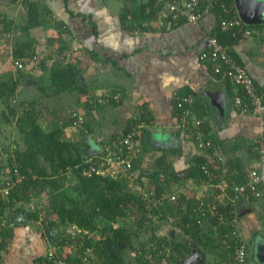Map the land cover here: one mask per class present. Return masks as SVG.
<instances>
[{"label":"crops","instance_id":"0c3cea01","mask_svg":"<svg viewBox=\"0 0 264 264\" xmlns=\"http://www.w3.org/2000/svg\"><path fill=\"white\" fill-rule=\"evenodd\" d=\"M30 1L38 2L44 20L42 24L29 30L18 31L17 36L22 34L19 45L26 43L31 46L30 48L34 50L32 56L38 55L37 60H45V64L33 66L32 62L27 61L23 70H17L10 61L14 47L12 38L9 39L11 43L7 46V39L4 40L0 36L3 42H6L5 45L0 43V88L8 92V85L11 82L15 83V90L9 96L2 97L1 95L6 92H1L0 109L5 104L6 107L10 106L9 97L12 96L11 100L15 101L14 93L18 94L16 96L18 104L10 106L16 111L15 118L11 121L5 120L8 110L7 112L0 110V137L9 141L6 144L10 146L8 150H12L11 145L18 142L24 145L21 128L15 123L18 115L31 110L37 123L47 129L51 120L60 122L64 118L67 114L65 110L68 111L73 106L83 109L95 94H108L107 99H110V94H115L112 88H119L120 95L116 96V93L115 97H118V101L121 99L119 101L121 103L116 108L108 104L103 107L101 111L106 113L105 118L115 115L122 120L134 115L139 109H147L151 125L144 135V141L147 145L161 147V151L158 149L156 155H161L164 160L162 164H166L169 171L177 176L176 183L180 186L178 190L182 198L201 194L205 188L195 186L185 176L187 173L185 169L193 163L194 157L200 155L192 140L189 138L186 140L184 134L177 129L178 111L175 107V94L191 95L195 109L198 108L202 112L201 116L206 121L209 133L223 144L215 148L228 167L241 164L248 170L253 166L256 158L252 148L258 137L264 138V113L242 114L234 108L232 98L237 95L235 92L241 87L215 74L211 64L199 57V52L205 47L206 37L217 25L212 13L206 14L195 24L183 22L176 26L161 28L158 27L155 19H150L152 27L149 29L141 30L133 26V30H130L129 20L123 21L126 10L136 9L145 2L138 0ZM233 3L232 0L231 4ZM23 5V2L18 0H0V19L5 18L4 21L14 24H18L20 19L25 21L27 5ZM57 21L62 22L67 31L59 33L55 26ZM0 25H3L5 31L13 30V28L8 30L1 20ZM254 29L256 32L250 38L233 43L231 50L252 76L257 90L264 98V19L255 25ZM63 50L70 52L71 57L62 56ZM25 59L28 58L23 60ZM67 62L75 65L77 81L80 87H84V91L61 93L57 90L51 91L52 77L58 67L56 63L67 64ZM22 73L24 76H31L34 80H28L26 83L35 84L36 81L34 88L37 87L38 93L33 90L34 93L30 96L27 94L29 91L21 89L25 88V82L20 87L16 78ZM45 74L50 75L49 83L41 85L38 79ZM41 86L46 88L45 92L41 91ZM241 93L242 89L239 94ZM96 122L98 126L101 125L100 122ZM7 125H13L11 133H5ZM115 127L116 125L112 123L100 130H93L90 133L87 131L83 141L91 140V145L94 147L96 143L92 140L98 142ZM71 131L70 127L65 129V138L79 137ZM20 134L21 140L18 139ZM6 145L0 142V154L5 150ZM90 150H95V147ZM152 165L153 168L157 167L153 160ZM2 170L0 164V176ZM66 180H71L69 182L71 185L76 181L69 172ZM145 181L147 182L146 179ZM248 202L250 201L243 199L238 203L240 205L237 204L238 208ZM258 202L264 203V199H259ZM22 206L20 211L30 215L25 205ZM250 210L239 208V231L250 244L248 264H264V225L260 227L259 224L263 221H258ZM181 220L184 223V220ZM167 226L164 231L170 233L174 239L182 241L186 248L184 253L189 255L191 246L187 241L190 240L183 234L178 224L172 221ZM32 227L34 226L31 221L8 225L7 229H9L5 230L3 237L5 240L0 244V264H31L37 254L44 252L61 235V230L56 227L58 230L49 243L44 234ZM260 228H262V239L258 238ZM255 245L258 247L256 255ZM129 251L128 249L123 251L124 260L127 264H135L134 259L131 262L132 256ZM217 254L220 258V252ZM204 257L205 264L219 262L216 254L204 252Z\"/></svg>","mask_w":264,"mask_h":264},{"label":"trees","instance_id":"16d2710c","mask_svg":"<svg viewBox=\"0 0 264 264\" xmlns=\"http://www.w3.org/2000/svg\"><path fill=\"white\" fill-rule=\"evenodd\" d=\"M231 3L232 0H215L213 2V7L206 14L212 13L216 18L217 25L214 31L208 35L215 36L219 44L228 46L230 56L241 64L236 58V54L231 50V46L238 40H242V37L233 36L231 31H222L220 28V19L231 17L235 10L234 6L231 7ZM23 4L27 5V12L24 23L19 25L20 30H29L42 24L44 19L38 2L27 0L23 1ZM147 7H149L148 11L146 10ZM199 8H202V2H200ZM156 13L152 2L148 1L136 9L126 10L123 21L129 20L130 30H133V26H136L137 29L147 30L152 27L150 19H156ZM0 20L7 29L17 27L13 22L4 21L5 18ZM183 21L182 19L171 26H176ZM55 26L59 33L64 32V30L67 31L62 22L57 21ZM19 41L20 39L13 41V57L18 59L31 58L34 50L26 43L19 45ZM60 51L61 49H59ZM35 62L32 64H45V60L41 59H38L37 63ZM56 65L58 66L57 71H55L52 80L58 93L84 91V87H80L77 81L75 65L69 62L67 64L56 63ZM40 88L42 92L46 91L44 86ZM112 89L115 94L117 93L116 96L120 95L118 93L119 88ZM14 90L15 83L11 82L8 85V92L0 88V94L4 91L6 93L1 96H9ZM240 90L235 94L238 95ZM115 94L111 93L110 99H107L108 94L93 95L86 107L79 109L77 106H73L60 122L51 120L47 129L37 123L38 121L34 118L31 110L17 116L15 123L21 128L24 145L19 146L17 144L14 146L11 154L9 153L6 158V162L3 163V171L5 172L3 175L8 174L13 185L10 187L9 195L6 198L0 197V215L4 214L5 210H9L8 217L10 218L13 212L15 213L23 207L22 203L30 198L29 194L37 198L47 196L50 202L49 208L58 217V221L54 224L57 227L62 225L64 227L73 226L74 231L76 228L81 230L75 236L72 235L73 232L68 230L60 233L63 240L68 244L76 243L78 245H75L76 248L67 257L70 264L83 263L82 250L85 248L91 249L92 253L89 257H92L97 264H127L123 257V251L126 249L132 251L135 264H151L152 260H158L165 255L166 247L172 251L171 264H178L179 259L186 255L184 253L186 251L185 245L182 241L174 239L170 233L159 232L163 229L161 223H165L161 221L167 220V223H170L172 222L170 220H174L173 217L177 215L176 221L173 223L178 224L183 234L191 242L200 246V249L205 253L216 254L219 262L228 259L235 240V236L233 237L231 232L234 227L230 224L231 215H233L230 212L232 205L229 201H224L222 204V197L218 196L217 189L212 191L207 189L208 187L206 188L207 176L200 168L203 160L199 156L194 157L193 163L185 169L187 171L185 176L195 186L205 188L203 193L183 197L182 206L173 204L167 197L163 198L158 205H147L143 200L145 192L159 197L180 188L176 183L177 176L169 171L166 164H162L164 162L162 156L156 155V151H161V147L158 148L152 144L147 145L144 141V135L151 125L147 109H139L134 115H130L126 119L122 118V120L115 115L108 116L109 122L115 124L116 127L98 142L92 140L93 143H96L95 150H90L94 148L91 145V140L90 142L89 140L83 141V136L87 134V131L90 133L93 130H100L102 129L101 126L104 125L98 126L97 123L94 125L98 121L96 112L101 111L107 104L116 108L121 103L119 102L121 99L118 101ZM191 103V110L195 117L202 119V112L198 108L195 109L193 99ZM75 104L78 103L75 102ZM7 108L8 114L7 116L4 115L5 120L11 121L16 117V111L14 107L7 105ZM104 114L106 113L101 111V116L105 117ZM78 115L83 117L81 123L75 122ZM95 126L97 128L93 129ZM67 127L75 131L80 138H65ZM199 128L211 138L214 146H223L219 139H215L209 133L206 121ZM135 129L138 130L135 136L131 135V140L137 156L133 159L130 172L126 176L120 172L117 177L108 174L92 173L85 175L83 173V169L87 167V161L107 164L103 152L114 141L115 144L111 147L117 151L118 149L125 150L121 141ZM179 132L184 134L186 140L189 138L193 142L194 128L191 126L188 129L181 128ZM121 153L123 154V151ZM163 158H165L164 155ZM152 160L158 168H153ZM109 167L106 165V168L109 169ZM229 168L233 174L224 176L228 183L226 192L231 190L230 183L232 180L236 183H243L249 178L247 167L241 164L234 166L233 164ZM14 170L22 176L20 181L14 182L16 177ZM67 172L76 180L72 185L69 183L72 179L66 180ZM220 176L216 177L215 182L219 180ZM1 180L0 178V185L3 186ZM131 200L137 203L134 208L138 212L137 215H134L133 210L126 206V202ZM200 202H203L201 210L194 212V208H198ZM209 203L215 206V214L209 213ZM127 218H129L131 225L125 223ZM221 218H225V224ZM181 219L184 220V223ZM186 222H188V226L185 225ZM7 227L8 225L0 232V244L5 240L3 237L5 230L9 229ZM142 233H149L146 240H139V235ZM223 238L227 239L226 244L222 243ZM81 239L82 242H80ZM121 244L123 245L121 246ZM218 252H220V258ZM219 262L217 263L219 264Z\"/></svg>","mask_w":264,"mask_h":264},{"label":"built area","instance_id":"2783aa9c","mask_svg":"<svg viewBox=\"0 0 264 264\" xmlns=\"http://www.w3.org/2000/svg\"><path fill=\"white\" fill-rule=\"evenodd\" d=\"M24 0H18L23 2ZM142 2L151 1L153 7L156 10L157 17L155 19L158 27L171 26L173 23H177L180 20L188 23H197L200 18L206 15V12L213 7L215 0H138ZM202 2V8H199V4ZM233 5H231L232 7ZM149 9V8H148ZM129 18V17H128ZM220 28L222 31H231L232 35H239L244 38H249L252 34V29L238 16L237 11L234 10L231 17L220 19ZM0 36L3 39H11V32L5 31L3 25H0ZM11 36V37H10ZM66 53V54H65ZM62 56L70 58V52L63 50ZM199 57L206 60L211 64L212 70L215 74L220 75L223 78L228 79L233 85L240 86L243 90L242 94L234 96L235 108L242 114H262L264 112V102L262 97L256 92L254 82L247 70L233 59L228 51V46H224L217 42L215 36L208 35L205 40V47L199 52ZM38 55H33L28 59H18L10 56V61L13 67L17 70H23L27 61H37ZM176 106L179 108L177 127L188 129L189 126L195 129V136L193 145L196 151L199 153V157L203 160L200 168L207 176L206 187L214 191L218 190V196L222 197V204L224 201H229L232 205L233 213L231 215L230 224L234 227L231 232L235 240L233 241L232 250L229 253V258L222 260L219 264H248L250 246L244 236L239 231L238 224V212L236 209L237 204L243 199L259 200L264 198V138L258 137L256 144L252 148L255 153V162L249 169V178L243 183H236L231 181V190L226 192L228 183L225 181L224 176L232 175L233 171L227 166L222 155L216 150L211 138L206 136L203 131L200 130V126L203 123V119L195 117L191 107L189 106L192 98L190 95L175 94ZM187 105V106H186ZM83 117L78 115L75 120L76 123H81ZM143 125V124H142ZM141 127V126H139ZM138 130V129H137ZM137 130H133L131 134L124 137L121 141L125 150L111 147L114 146L115 141L107 146L104 150V157L109 167L103 163L97 161H87V167L84 168L85 175L96 174H108L112 177H117V174L123 173L125 176L130 172L132 161L137 156L135 148L132 144L131 135H136ZM123 151V154L121 153ZM2 170L0 178L2 179L3 186L0 185V197L6 198L9 195L10 187L13 185L12 179L8 174ZM16 175L14 182L20 181L21 177L17 171L14 170ZM218 175H221L219 180L215 182ZM28 200L24 204L26 210L32 217V223L34 227L42 232L46 227H57L54 223L58 221V217L55 212L49 208L50 202L47 197L37 198L32 194H29ZM167 197L172 203H176L182 206L183 198L180 196L179 190L171 191L168 194L161 196H152L150 193H144L143 200L147 205L160 204L162 199ZM202 203L198 204V208H194V212L201 210ZM209 213L215 214V206L211 203ZM126 206L132 209L134 215L138 212L134 208L137 203L133 200L126 202ZM184 207V206H183ZM4 214L0 215V232L4 230L6 225H9L12 216L16 213H12V216L8 217V211L5 210ZM225 224V218H221ZM8 223V224H7ZM188 226V222L185 223ZM81 230L76 228V231L72 233L73 236L79 234ZM1 237V235H0ZM82 242V239L80 240ZM227 239H222V243L226 244ZM76 243L68 244L63 237L59 235V238L53 242L44 252L37 254L31 264H70L67 257L72 254V250L76 248ZM78 246V245H77ZM166 247V246H164ZM165 249V248H164ZM82 264H97L91 255V249L85 248L82 250ZM172 251L166 247L165 255L158 260H152L151 264H171L170 256ZM187 255V254H186ZM185 255V256H186ZM205 264V262H204ZM208 264V263H206ZM218 264V263H217Z\"/></svg>","mask_w":264,"mask_h":264},{"label":"rangeland","instance_id":"374dc122","mask_svg":"<svg viewBox=\"0 0 264 264\" xmlns=\"http://www.w3.org/2000/svg\"><path fill=\"white\" fill-rule=\"evenodd\" d=\"M24 23V21H22L21 19L18 21V24H16L15 26H17V27H15V28H13V30H11V33H12V41H14V40H17V39H20V40H22L21 39V37H22V34L21 35H19V36H17V34H18V31H20V28H19V25L20 24H23ZM29 32V31H28ZM14 33V34H13ZM5 40V39H4ZM0 43H2V45H5L6 44V42H3V39L2 38H0ZM9 43H11V41L9 40V39H7V46L9 45ZM33 66H34V64H33ZM25 74H26V72H25ZM22 75H23V73L22 74H20V77H18V78H16L17 79V82L19 83V85H20V87H22V84L25 82V84H24V86H25V88L27 89V87H28V89L26 90L25 88H21V89H24V91H26V92H28L27 94H32V93H34L33 92V90H35V92L36 93H38V89H37V87L36 88H34V86L37 84L36 83V81H35V84L34 83H26V79H24V77H26L27 75H23L24 77H22ZM20 78V79H19ZM19 79V80H18ZM49 80H50V75L49 74H45L43 77H40L39 79H38V81H39V83L41 84V85H43V84H46V83H49ZM17 84V83H16ZM18 86V85H17ZM51 87V91H55L56 89H54V87L55 86H50ZM56 88V87H55ZM48 91V90H47ZM18 94H16V93H14V100L15 101H12L11 99H12V96H10L9 97V100H8V103H9V105L10 106H12L13 104H18V101H17V98H16V96H17ZM20 95V94H19ZM25 95H26V93H25ZM24 94H23V96H25ZM22 96V97H23ZM30 96H32V95H30ZM26 97V96H25ZM89 99V98H88ZM2 110H4V111H6L7 112V110H8V108L6 107V104L5 105H2V108H1ZM0 109V110H1ZM65 112H67L66 110H65ZM61 113H63V112H61ZM1 115V114H0ZM96 117L98 118V122H100L101 123V125H103V126H101V128H104V127H106L108 124H112V123H109V120H108V118L106 119L105 117H103V116H101V111H99V112H96ZM1 118V117H0ZM95 122V121H94ZM97 122H95V124H96ZM4 124V123H3ZM106 125V126H105ZM13 125H7V127H6V132L5 133H11V130L14 128V127H12ZM108 127V126H107ZM99 128V127H98ZM71 132H74L75 134H77L75 131H71ZM2 137H0V139H1ZM80 138V136L79 137H76L75 136V139H79ZM8 139H10V138H8ZM19 140H21L22 139V135L20 134V138H18ZM0 142L1 143H3L4 145H6V144H8L9 143V141L8 140H6L5 138H4V140L3 139H1L0 140ZM19 145V146H22L23 145V143L22 142H18V143H15V144H12L11 145V148L13 149V146H16V145ZM9 145H6V147H5V150H3L2 152H1V154H0V164H1V167L2 168H4V165H3V163L4 162H6V158L8 157V155H9V153H11V149L10 150H8L9 149ZM224 162H225V160H224ZM264 199V198H263ZM259 201V200H258ZM258 201H250V202H248L246 205L245 204H243L244 206H239V208H247L248 209V211L250 210V212L251 213H253V215H254V217H256V219L258 220V221H263V222H260L259 224H260V227L262 226V225H264V203L263 202H258ZM257 202V203H256ZM173 204H176V203H173ZM238 205H240V204H238ZM238 205L236 206V209H237V214H238V217L240 216V211H239V208H238ZM249 212V213H250ZM178 216V215H177ZM177 216H174L173 218H175L174 220L173 219H171L170 221H176V217ZM239 221H238V224L240 225V219H238ZM130 221H129V218H127L126 220H125V223H127L128 225L130 224L129 223ZM161 222H165V223H161L163 226V229L162 230H159V232H161V233H164V234H167V232H165L164 230L168 227L167 226V224H169V223H167V220L166 221H161ZM33 224V223H32ZM131 225V224H130ZM34 226V225H33ZM256 227V226H255ZM258 227V226H257ZM33 229H35L34 227H32ZM59 229L61 230V232L63 233V231L62 230H65V232H67V230L68 231H70V232H74V230H73V226H68V227H64V225H62V226H60L59 227ZM261 229L262 228H260V230H258V232H259V236H258V238L259 239H262L263 237H262V231H261ZM57 230H58V228H57ZM150 233H151V231H150ZM148 235H149V233L147 234V233H142L141 235H139V240H146L147 238H148ZM123 245V244H122ZM121 245V246H122ZM260 249V248H259ZM256 251V252H255ZM257 251H258V247H257V245H255V250H254V254L256 255V253H257ZM131 253V256L132 257H130L131 258V262H133V253H132V251H129V254ZM208 254H210V253H208ZM135 263V262H134Z\"/></svg>","mask_w":264,"mask_h":264},{"label":"water","instance_id":"95a60500","mask_svg":"<svg viewBox=\"0 0 264 264\" xmlns=\"http://www.w3.org/2000/svg\"><path fill=\"white\" fill-rule=\"evenodd\" d=\"M130 3V2H129ZM236 9L240 18L247 23H259L263 20L264 0H234ZM26 81H34L31 76L25 77ZM32 221L30 215H25L22 211L18 210L10 220L9 224H21ZM57 232L56 227H46L43 230L46 240L50 243L53 239L52 236ZM191 246L189 255L181 257L178 264H204V251L200 250L196 243L187 241ZM122 245V244H121Z\"/></svg>","mask_w":264,"mask_h":264},{"label":"clouds","instance_id":"9594fccd","mask_svg":"<svg viewBox=\"0 0 264 264\" xmlns=\"http://www.w3.org/2000/svg\"><path fill=\"white\" fill-rule=\"evenodd\" d=\"M130 1V0H129ZM234 1V0H233ZM233 6L235 7V10L237 11V9H236V5H235V3H233ZM237 14H238V11H237ZM238 16H239V14H238ZM240 17V16H239ZM262 18L264 19V12H263V16H262ZM251 29H252V34H251V36L256 32V30L254 29V25H257L258 23H252V24H250V23H247V22H245ZM250 36V37H251ZM249 37V38H250ZM245 39H247V38H244V39H242V40H245ZM248 72V71H247ZM249 73V72H248ZM251 76V75H250ZM252 77V76H251ZM226 79V78H225ZM253 79V78H252ZM253 82H254V80H253ZM254 86H255V90H256V92L262 97V100H263V102H264V98H263V96H262V94H261V92H259L258 90H257V88H256V84H255V82H254ZM242 89V88H241ZM242 92H243V90H242ZM242 94V93H241ZM183 95H188V94H183ZM238 95H240V94H238ZM190 97H191V95H190ZM192 98V97H191ZM232 100H233V105H234V97L232 98ZM191 102H192V100H191ZM187 106V105H186ZM190 107H192V103H190V105H189ZM235 106V105H234ZM176 108H177V106H176ZM235 108V107H234ZM177 111H178V113H179V108H177ZM264 112H262V114H263ZM251 114V113H250ZM261 114V113H260ZM249 115V114H248ZM203 119V118H202ZM203 122H204V120H203ZM177 129L178 130H180L178 127H177ZM263 199V198H262ZM254 199H248V200H246V201H253ZM254 201H257V200H254ZM42 233V232H41ZM44 234V233H43ZM247 241V240H246ZM248 242V241H247ZM249 246H250V244H249ZM187 256V255H186ZM184 257V256H183Z\"/></svg>","mask_w":264,"mask_h":264}]
</instances>
